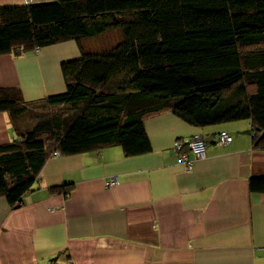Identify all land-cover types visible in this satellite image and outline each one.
<instances>
[{
  "label": "trees",
  "instance_id": "trees-1",
  "mask_svg": "<svg viewBox=\"0 0 264 264\" xmlns=\"http://www.w3.org/2000/svg\"><path fill=\"white\" fill-rule=\"evenodd\" d=\"M74 40L64 91L25 100L0 87V111L31 125L0 144V196L15 207L54 154L120 145L150 150L144 118L169 110L206 126L246 119L264 149V0H48L0 6V54ZM37 108L36 110L33 108ZM264 192V174L251 176ZM71 184L50 187L69 193Z\"/></svg>",
  "mask_w": 264,
  "mask_h": 264
},
{
  "label": "crops",
  "instance_id": "crops-1",
  "mask_svg": "<svg viewBox=\"0 0 264 264\" xmlns=\"http://www.w3.org/2000/svg\"><path fill=\"white\" fill-rule=\"evenodd\" d=\"M48 0H0L22 5ZM80 49L66 40L20 54H0V87L25 100L64 91L62 61ZM17 119L27 129V114ZM150 150L124 154L105 145L46 160L15 207L0 196V264H264V149L253 147L248 120L192 125L169 110L144 118ZM220 130L232 140L215 142ZM195 133L209 136L204 157L185 169L172 147ZM0 111V144L17 138ZM117 177V183L105 181ZM71 184L69 193L51 192Z\"/></svg>",
  "mask_w": 264,
  "mask_h": 264
},
{
  "label": "built area",
  "instance_id": "built-area-1",
  "mask_svg": "<svg viewBox=\"0 0 264 264\" xmlns=\"http://www.w3.org/2000/svg\"><path fill=\"white\" fill-rule=\"evenodd\" d=\"M33 51L37 52L39 51V48L35 47ZM204 137V134L195 133L188 139L178 138L173 141L172 147L177 153L178 161L184 165L185 169H191L196 160L204 157L206 147ZM231 140V133L227 132L226 130H220L216 135L215 142L220 145H225ZM116 183V176H111L105 181L106 186H112Z\"/></svg>",
  "mask_w": 264,
  "mask_h": 264
},
{
  "label": "rangeland",
  "instance_id": "rangeland-1",
  "mask_svg": "<svg viewBox=\"0 0 264 264\" xmlns=\"http://www.w3.org/2000/svg\"><path fill=\"white\" fill-rule=\"evenodd\" d=\"M34 52H35V51H34ZM33 109L36 110L37 108L34 107ZM25 116H26V115H22V116L18 117L17 119L20 118L19 120H23V119L25 118ZM243 120H246V119H243ZM241 121H242V120H241ZM11 122H12V121H11ZM12 123H13V122H12ZM15 127H18V124H17V123L15 124ZM23 130H26V129H23Z\"/></svg>",
  "mask_w": 264,
  "mask_h": 264
},
{
  "label": "water",
  "instance_id": "water-1",
  "mask_svg": "<svg viewBox=\"0 0 264 264\" xmlns=\"http://www.w3.org/2000/svg\"><path fill=\"white\" fill-rule=\"evenodd\" d=\"M244 132L249 134V133H250V130H246V131H244ZM209 139H210L209 136H205V137H204L205 142H208Z\"/></svg>",
  "mask_w": 264,
  "mask_h": 264
}]
</instances>
